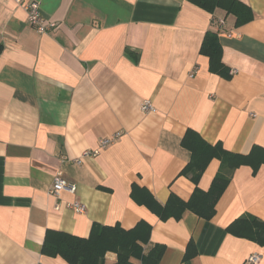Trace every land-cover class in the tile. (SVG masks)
I'll use <instances>...</instances> for the list:
<instances>
[{"label":"crops","instance_id":"0c3cea01","mask_svg":"<svg viewBox=\"0 0 264 264\" xmlns=\"http://www.w3.org/2000/svg\"><path fill=\"white\" fill-rule=\"evenodd\" d=\"M30 1L58 26L40 34L17 0H0V264H68L42 255L46 231L84 239L95 223L128 230L140 221L153 229L146 250L166 247L160 264H248L253 255L264 264V247L227 232L245 214L264 220V166L234 172L211 221L187 212L162 222L131 198L135 184L163 205L171 194L191 198L195 186L180 175L189 129L232 153L264 148V0H239L254 14L245 25L188 0ZM218 19L229 80L200 54ZM146 101L156 112H142ZM219 168L212 160L199 188L208 191ZM59 172L75 194H49ZM191 241L197 255L185 260Z\"/></svg>","mask_w":264,"mask_h":264},{"label":"trees","instance_id":"16d2710c","mask_svg":"<svg viewBox=\"0 0 264 264\" xmlns=\"http://www.w3.org/2000/svg\"><path fill=\"white\" fill-rule=\"evenodd\" d=\"M188 1L211 14L216 10H222L236 18V25H245L254 19L251 8L239 0ZM220 21L215 20L213 27L206 33L200 54L208 58V70L212 74L229 80L232 77L231 70L223 62V48L219 43V33L222 29ZM181 145L191 154L189 163L180 174L189 178L195 186L189 200L184 201L171 194L167 203L163 205L146 188L135 184L131 189V198L135 203L147 207L162 222L171 219L181 221L187 212L211 221L216 215L219 199L230 185L234 172L246 166L252 168V172L256 174L264 166V148L260 146H254L248 155H240L225 150L220 143L215 145L208 143L192 129L184 134ZM212 160L219 161L220 168L209 186L210 189L205 191L199 188V184ZM152 230V225L145 221H140L134 228L128 230L120 225L106 226L95 223L89 237L84 239L71 233L48 230L45 232L42 255L50 258L60 257L68 264H110L106 257L109 254L117 256V261L113 264H160L166 247L156 244L146 250ZM227 232L264 247V220L259 217L245 214L229 224ZM196 252L195 244L191 241L185 253V260L192 259L197 255Z\"/></svg>","mask_w":264,"mask_h":264},{"label":"built area","instance_id":"2783aa9c","mask_svg":"<svg viewBox=\"0 0 264 264\" xmlns=\"http://www.w3.org/2000/svg\"><path fill=\"white\" fill-rule=\"evenodd\" d=\"M17 3L21 5L24 8V11L27 12V20H28V25H30L32 28H34L38 33L44 34V33H50L53 30L56 29L58 24L52 21H48L46 19L41 11H40V4L37 1H30L28 3H24L23 0H17ZM224 25V21H220V26L222 27ZM141 110L144 113H154L156 112L153 105L146 101L142 104ZM115 142L114 139H105L100 142V147L99 149L95 151H85L83 152V155L80 159H77L76 162L77 164L82 163V160L84 158L88 157H96L98 156L101 151H104L107 149L110 145H112ZM77 191V187L75 184L70 183L68 180L65 179L63 174L59 172L54 179V183L50 189L49 194L55 196L56 198L60 199L62 192H67L71 194H75ZM70 208H74L77 212L79 213H84L85 212V206L82 205L81 203H74V204H69ZM260 256L259 255H253L248 259V264H256L257 262L260 261Z\"/></svg>","mask_w":264,"mask_h":264}]
</instances>
